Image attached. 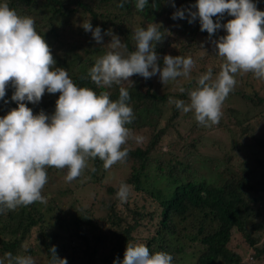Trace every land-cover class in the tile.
Masks as SVG:
<instances>
[{
	"label": "trees",
	"instance_id": "16d2710c",
	"mask_svg": "<svg viewBox=\"0 0 264 264\" xmlns=\"http://www.w3.org/2000/svg\"><path fill=\"white\" fill-rule=\"evenodd\" d=\"M260 1L253 2L258 10L263 11ZM121 2L122 0H0V3H7L17 14L33 17L36 27L41 26V19L51 21L42 36H46L48 45H51L55 67L66 69L77 86L91 88L98 94L100 91H108L112 100L118 99L120 86L99 89L87 78V72L95 60L111 50L108 46L111 37L104 35L108 31L119 36L129 51H134L135 29L156 23L165 32L162 42L155 45L158 55L164 57L170 47L181 44L180 50L184 57H192L195 61L192 70L194 76L209 67L214 74L219 72L223 61L216 55L213 42L226 35L225 30L218 29L214 35L209 36L206 31L200 30L198 18L191 24L188 23L187 12L185 19L171 18L177 9L191 10L196 0H172L175 7L168 0H148V7L143 12L136 10L135 0H124L122 8L118 7ZM33 15L39 18H34ZM77 19H81L82 24L90 20L93 28L99 27L103 36L102 44H97L91 32L84 29L79 30L76 34L78 37L72 36ZM213 19L215 22L216 18ZM230 19L232 17L225 14L219 23L223 25ZM197 32L202 36L200 41L193 38ZM203 42L212 48L205 47ZM247 74L253 77L251 73ZM137 76L130 78L134 82L133 88L127 83L121 85L130 94L127 103L133 109L135 117L130 126L135 130L150 126L156 133L154 139L145 146L127 147L128 157L122 164H128V159L130 160L123 183L128 184L142 202L130 203L129 196L127 202L122 203L123 209H119L121 202L116 196L121 185L119 183L103 186V191L109 198L102 201L104 214L101 217L94 215L92 207L86 208V212L70 213L54 203L53 199L44 211H40L39 206L42 207L43 203L39 202L8 211L0 215V257L11 252L13 255L36 256V264H49L50 248L55 246L57 256L66 259L67 264H121L127 244L142 243L152 254L163 251L172 255V264H264V135L258 133L260 125L255 126L259 121L264 123V114L261 116L257 113L241 122L235 114L238 111L229 109L230 116L235 118L238 125H242L238 128V133L241 132L243 137L241 142L233 141L234 149L246 151L247 148V152L255 157L252 158V163L247 157L232 163L235 155H228L218 160L221 163L224 159L228 165L214 177L208 178L200 168L194 169L190 161L176 159L174 153L163 159L151 156L158 139H161L163 132L173 122L169 119L170 116L163 119L160 115V104L164 105L162 103L168 101V94H159L158 86L154 85L151 78L142 77L139 80ZM191 85L192 81L188 80L185 88L190 89ZM13 93L14 88L9 86L6 96L0 99V118L17 107L16 102L11 100ZM255 94V97L243 95V98L256 109L264 107V93ZM58 95L59 93L46 92L42 105H39L40 109L49 107L51 112L48 115H51ZM172 117L177 118V113L174 112ZM257 117L258 121H254ZM162 121L164 127L156 128ZM222 121L223 119L219 123ZM224 128L229 130L226 126ZM228 132L231 136L238 135L231 130ZM203 139L204 136H198L191 146L197 149L196 145L198 142L202 144ZM245 141H252L254 145L248 146ZM205 159L202 157L201 160ZM89 161L91 165L82 174L87 173L93 183L97 181L100 185L105 170L103 162L99 158ZM92 168H95L94 172L91 171ZM58 171L55 168L47 169L48 180ZM96 171L102 172L98 175ZM45 187L42 195L48 200L49 193ZM40 221L43 227L31 239L29 231ZM235 231L248 249L247 261L240 251V244L235 243L234 247L231 245Z\"/></svg>",
	"mask_w": 264,
	"mask_h": 264
},
{
	"label": "clouds",
	"instance_id": "9594fccd",
	"mask_svg": "<svg viewBox=\"0 0 264 264\" xmlns=\"http://www.w3.org/2000/svg\"><path fill=\"white\" fill-rule=\"evenodd\" d=\"M168 2L175 7L172 0ZM123 6L124 0L118 7ZM146 7L148 0H135L138 12ZM193 7L194 12L177 9L171 18L185 19L187 12L188 23L198 18L200 30L209 36L223 28L226 35L215 41L216 55L223 62L215 77L209 67L196 79L195 88L179 87L181 94L187 93V103L180 99H170V103L184 113H193L201 126L212 127L221 120L223 104L237 84V74L251 73L264 80V11L258 10L253 0H196ZM225 14L232 19L222 25L219 20ZM82 27L91 32L97 44H102L99 27L93 28L90 20ZM104 35L111 37V50L95 60L87 78L99 89L120 86L117 100L110 99L108 91L98 94L77 86L66 69L55 67L52 51L37 32L34 19L0 3V99L11 86V100L17 104L0 118V215L37 202L46 203L42 190L48 183L49 168L66 170L65 180L71 182L82 175L90 159L99 158L105 170L127 159L129 149L125 145L129 140L141 139L127 127L135 117L127 103L129 91L121 85L127 83L133 88L131 77L149 79L158 74L163 85L181 77L191 82L195 67L192 57L165 55L163 67L158 66L155 45L165 35L160 25L150 23L136 28L134 51H129L111 31ZM46 92L59 93L54 112L48 115L41 110L33 114L24 102L36 104ZM130 193L131 187L121 183L116 196L126 203ZM50 253L49 264H67L66 259L57 256L55 246ZM172 261V255L163 251L152 254L141 243L127 244L121 264ZM0 264H36V260L31 255L6 252Z\"/></svg>",
	"mask_w": 264,
	"mask_h": 264
},
{
	"label": "rangeland",
	"instance_id": "374dc122",
	"mask_svg": "<svg viewBox=\"0 0 264 264\" xmlns=\"http://www.w3.org/2000/svg\"><path fill=\"white\" fill-rule=\"evenodd\" d=\"M254 1V0H253ZM259 5L264 11V0H261L259 2ZM46 9V8H45ZM50 10V9H46ZM191 10H196L194 7H191ZM34 16V15H33ZM33 18V17H32ZM34 18H39L38 16H34ZM37 21V20H36ZM41 26L36 27V30L39 34L44 35L47 31L46 29L51 24V21H47L41 19L40 21ZM56 22V21H54ZM83 30L81 19H77L73 26L72 36L78 37L76 34L79 33L80 30ZM83 35V34H81ZM44 40L47 43L46 36H43ZM193 38L196 41H200L202 39V36L199 35V33H195L193 35ZM49 41V40H48ZM213 46H215V41L213 42ZM48 44V43H47ZM203 44H205L203 42ZM135 46V43L133 44V47ZM181 44H176L173 47L167 50L165 53L166 55L175 56L178 55L180 50ZM51 47V45L49 46ZM205 47L212 48L210 45L205 44ZM135 48V47H134ZM174 50V51H172ZM185 51V50H184ZM198 51L202 52L200 49ZM177 52V53H172ZM202 53H206L203 51ZM157 64L159 67H163V56L158 55ZM180 56H184V53L179 54ZM217 61V59H216ZM200 69V68H199ZM208 68L202 69L199 74L191 73L192 85L191 88L196 87V79L201 75L202 73L206 72ZM198 70V69H197ZM218 74V73H217ZM216 74L213 73V77H215ZM138 79L142 78L140 76H137ZM153 83L155 86H158V92L159 94H168V101L165 103H162L164 105L160 104V115H162L163 119L168 118L173 122L172 125L166 128V130L161 135V139H158L157 145L155 146L154 152L151 155L152 157H158L159 159H163L165 157H169L171 153H174V157L176 159L182 158L183 161H190L192 163V167L194 169L200 168L201 172L203 174H206L205 177L210 178V176L214 177L218 171H222L228 163L223 159L221 160V163L218 162V160L228 157V155H235V158L232 163H235L237 159L245 160L246 157L250 160V163L253 161L252 158L255 156H251L244 150H237L234 149L233 141H239L241 142L243 134L241 132L238 133V128L242 127V125H238L235 118L230 116L231 111L229 109H234V111H238V113H235L239 116L240 121L244 122L248 118H251L255 116L257 113H260L261 116L264 114V107H258L259 109H256L252 106L250 102H248L246 99L243 98L247 95L251 97H255V93H259L260 95H263L264 93V80L261 83H259V79L254 78V76H249L248 74H237L236 80L237 84L234 88V90L229 94L227 99L225 100L223 104V115L221 119H223L222 123H219V126L213 127H205L201 126L195 119L193 113H184L181 110L177 109L174 105V103H170L171 100H184L186 103L188 102V96L187 93L181 94L178 89L179 87L186 86V83L188 82V79L186 78H178L176 81H170L168 84H162L159 79V75H155L151 77ZM140 80V79H139ZM194 80V81H193ZM44 98V97H42ZM43 99H41L38 103L32 104L27 101L24 103L27 107L31 108L33 111V114H39L41 111L39 105H42ZM44 112L46 114H49L51 112L49 107L43 108ZM162 109V111H161ZM174 112L177 113L178 117L174 118L171 116L174 114ZM166 117V118H165ZM258 121V117L257 120ZM260 125V129L258 131L259 134L264 135V123L259 121L255 125L256 127ZM228 127L229 130L225 129L224 127ZM132 130V133L134 136L140 137V141L136 142L135 140H129L128 144L125 145V147L133 148L135 146H145L150 141L154 139V135L156 133L155 130H152L150 126L143 127L139 130H135L133 126H130V124L127 126ZM164 127V122L162 121L156 128ZM232 131L235 133H238L236 136H231L228 131ZM198 136H204L205 139H203L204 142H198L197 149H194L193 146H191L192 141H194ZM246 142V141H245ZM248 146L254 145L252 141L246 142ZM209 153V154H204ZM243 157V158H239ZM203 158H206L205 160H201ZM133 161V159H131ZM130 164V160L128 159V164H122L117 163L113 165L110 169L104 170V177L100 183L98 182H92L91 178L87 176L86 174H82L80 177L74 179L71 182H66L65 176H66V170H59L57 173H54L52 177L48 180V183L46 184V190H48V200H46V203L41 204L40 211H44L49 204V201L51 199L54 200V203H57L62 209L65 211H69L70 213L77 211V212H86V208L92 207L93 213L97 217H101L104 212L102 210V201H107V195L105 191H103V186L106 184L110 185H117L119 183H123V180L126 177V174L129 170L128 165ZM88 165H91V162L88 161ZM236 165V164H235ZM236 167V166H235ZM91 168V166L89 167ZM102 171H96L98 175L101 174ZM205 172V173H204ZM94 180V179H93ZM66 190L65 192L63 190ZM130 203H137L140 204L142 201L140 199L139 195H136L133 193V190L131 189L130 193ZM52 203V201H51ZM119 209H123V204L118 205ZM48 220H50L48 218ZM52 223V221L50 220ZM43 224L42 221L38 222L34 228H31L29 231V236L31 239H34L39 231L40 228L42 229ZM144 233H147L144 231ZM235 243L240 244V251L244 255V260H249L247 248L243 245V241L241 238L237 236V231H235L232 234L231 239V245L234 247ZM36 262L38 257H33Z\"/></svg>",
	"mask_w": 264,
	"mask_h": 264
}]
</instances>
